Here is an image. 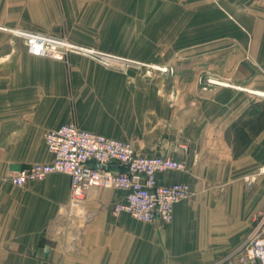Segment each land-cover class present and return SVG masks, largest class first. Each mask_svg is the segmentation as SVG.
I'll return each instance as SVG.
<instances>
[{"label":"crops","instance_id":"0c3cea01","mask_svg":"<svg viewBox=\"0 0 264 264\" xmlns=\"http://www.w3.org/2000/svg\"><path fill=\"white\" fill-rule=\"evenodd\" d=\"M144 2L0 0V264H238L264 211V123L240 153L229 136L264 107V0L234 9L232 44L146 41ZM18 31L124 60L34 56ZM70 123L184 161L186 171L158 176L191 188L172 222L115 214L126 195L115 188L91 189L69 214L66 174L14 186L12 174L52 160L46 131Z\"/></svg>","mask_w":264,"mask_h":264},{"label":"built area","instance_id":"2783aa9c","mask_svg":"<svg viewBox=\"0 0 264 264\" xmlns=\"http://www.w3.org/2000/svg\"><path fill=\"white\" fill-rule=\"evenodd\" d=\"M16 34L24 39L28 52L38 57L65 60L71 53L86 54L109 67L113 62L124 60L79 48L64 38L24 31ZM208 83L216 82L209 80ZM44 141L52 160L16 172L10 176V181L14 186L25 187L50 174L68 175L71 196L64 210L69 214L72 208L86 202L91 189L115 188L126 192L122 201L113 204L115 214L125 212L140 222L166 226L173 220L175 206L191 195L187 183L163 186L158 182L159 174L186 171L184 161L162 155L146 157L130 141L89 132L74 123L46 131ZM253 222L248 240L240 253L231 259L232 263L264 264V211L256 214Z\"/></svg>","mask_w":264,"mask_h":264},{"label":"rangeland","instance_id":"374dc122","mask_svg":"<svg viewBox=\"0 0 264 264\" xmlns=\"http://www.w3.org/2000/svg\"><path fill=\"white\" fill-rule=\"evenodd\" d=\"M250 3H254V0H145L146 41L158 40L162 44H201L222 39L232 44L237 33L232 15L234 9L242 5V10ZM148 51L146 49V54ZM161 52L162 57H168L167 49H162ZM115 66L113 62L112 67ZM150 68L160 72H173L168 66ZM262 100L264 101V97ZM258 111L255 117L242 119L233 134H230L229 138L234 140L236 154L244 149L245 132L249 131L250 135H253L263 126L264 107Z\"/></svg>","mask_w":264,"mask_h":264},{"label":"bare ground","instance_id":"6f19581e","mask_svg":"<svg viewBox=\"0 0 264 264\" xmlns=\"http://www.w3.org/2000/svg\"><path fill=\"white\" fill-rule=\"evenodd\" d=\"M256 93H257V92H256ZM260 95L264 96V94H260Z\"/></svg>","mask_w":264,"mask_h":264}]
</instances>
